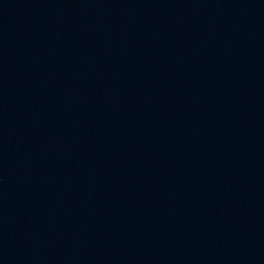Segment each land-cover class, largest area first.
Wrapping results in <instances>:
<instances>
[{
  "label": "water",
  "instance_id": "water-1",
  "mask_svg": "<svg viewBox=\"0 0 264 264\" xmlns=\"http://www.w3.org/2000/svg\"><path fill=\"white\" fill-rule=\"evenodd\" d=\"M0 264H264V0H0Z\"/></svg>",
  "mask_w": 264,
  "mask_h": 264
}]
</instances>
